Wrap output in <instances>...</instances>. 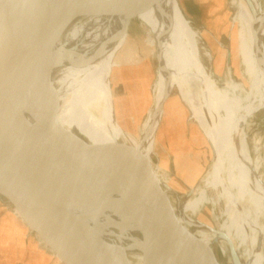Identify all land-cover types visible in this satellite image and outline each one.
Instances as JSON below:
<instances>
[{"label":"bare ground","instance_id":"1","mask_svg":"<svg viewBox=\"0 0 264 264\" xmlns=\"http://www.w3.org/2000/svg\"><path fill=\"white\" fill-rule=\"evenodd\" d=\"M237 2L234 58L238 83L227 79L219 86L212 79L202 64L196 34L177 16L175 0H69L58 27L40 48L35 66L40 79L62 68V128L90 145L115 150L129 162L139 174L142 195L159 207L166 231H173V226L162 206V182L151 155L164 101L178 87L197 127L210 141L205 138L212 162L189 199L181 200L164 190L176 204L177 219L205 247L217 244L230 256L225 241L213 231L225 235L234 249L229 264H264L259 224L264 219V179L251 158L245 131L248 120L264 112V9L260 0ZM139 5L140 13L133 18L118 15L122 9L134 11ZM78 13L82 15L73 16ZM134 18L153 37L157 60L152 108L138 142H132L113 117L107 73L113 51ZM43 93L33 78L20 93L18 113L31 128L42 121ZM63 162L67 182L62 207L81 232L93 264H205L197 252L193 262L181 237L164 241L153 235L150 223L130 205L122 178L100 155L65 147ZM203 205L220 209L224 222L217 230L194 224L187 217V212Z\"/></svg>","mask_w":264,"mask_h":264},{"label":"water","instance_id":"2","mask_svg":"<svg viewBox=\"0 0 264 264\" xmlns=\"http://www.w3.org/2000/svg\"><path fill=\"white\" fill-rule=\"evenodd\" d=\"M68 2L0 0V203L17 216L58 264H93L81 232L62 207L67 182L63 149L93 151L122 178L130 205L150 223L154 236L164 241L181 237L203 263L218 264L212 250L181 225L162 188L159 189L162 206L169 213L173 231L165 230L159 207L142 195L139 174L129 162L113 149L90 145L56 122L48 75L38 78L35 62L47 37L62 20ZM140 6L134 11L122 9L118 15L133 18L140 13ZM30 78L44 90L39 108L42 121L32 128L22 121L17 108L20 93ZM213 233L225 241L234 259L231 241L217 231Z\"/></svg>","mask_w":264,"mask_h":264},{"label":"rangeland","instance_id":"3","mask_svg":"<svg viewBox=\"0 0 264 264\" xmlns=\"http://www.w3.org/2000/svg\"><path fill=\"white\" fill-rule=\"evenodd\" d=\"M175 1L177 16L182 21L188 22L197 36L202 64L212 79L219 86L223 85L227 79L238 83L239 78L235 75L237 61L234 58V47L237 46V27L234 22L239 7L237 0ZM263 3L264 0H260L261 7L264 9ZM146 24L156 33L151 21L146 19ZM126 30L125 38L120 39L113 51L107 73L108 81L110 80L113 117L126 136L132 142H138L141 128L152 108L157 60H155L153 37L147 34L146 28L139 21L135 18L129 20ZM244 40L245 37L240 38V42ZM46 75L53 93V114L62 128V68ZM193 88L195 89V86ZM199 88L196 87V89ZM183 95L182 91L176 87V90L171 92V98L164 101L151 162L162 182L161 188L169 190L181 200H187L190 198L191 191L201 185L209 172L212 153L206 141L207 138H204L203 132L197 127ZM212 95L214 94L211 93ZM171 126H173L170 132L171 137L166 139L164 130ZM245 131L251 158L258 166L259 175L264 179L263 111H259L248 120ZM171 205L176 206L173 200ZM220 212L218 207L203 205L195 211L187 212L186 215L194 224L217 230L224 222ZM259 224L262 227L261 242L264 257V219H261ZM120 227L126 238L123 226ZM184 241L195 263L196 251L186 243V240ZM211 250L218 264H229L228 260L231 256L227 251L224 253L217 244H213Z\"/></svg>","mask_w":264,"mask_h":264},{"label":"crops","instance_id":"4","mask_svg":"<svg viewBox=\"0 0 264 264\" xmlns=\"http://www.w3.org/2000/svg\"><path fill=\"white\" fill-rule=\"evenodd\" d=\"M171 126L164 130L171 137ZM58 264L17 216L0 203V264Z\"/></svg>","mask_w":264,"mask_h":264}]
</instances>
